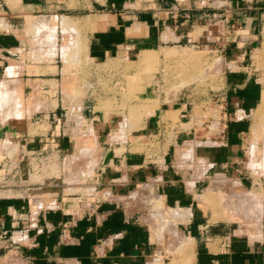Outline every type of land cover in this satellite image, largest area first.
<instances>
[{
    "label": "rangeland",
    "instance_id": "rangeland-1",
    "mask_svg": "<svg viewBox=\"0 0 264 264\" xmlns=\"http://www.w3.org/2000/svg\"><path fill=\"white\" fill-rule=\"evenodd\" d=\"M81 1L87 2L0 0V37L8 39L4 43L8 46L0 44V48L10 52L5 60L0 58V70L5 75L13 63L18 66L12 67L14 77H10L12 99L16 98L15 108L23 106L16 109L21 118L14 111L9 120L0 108V198L20 202L44 197L50 202L62 197L91 199L93 186H106L101 172L107 169L109 156L116 170L126 171L122 176L117 173L113 186L127 181L128 165L148 172L133 186H161L160 179L150 174L171 162L186 186H207L197 194V210L210 215V224L218 226L226 244L263 240L264 23L258 29L239 25L223 29L197 17L189 23L188 46L158 48L159 27L154 25L158 17L151 13L137 18L122 12L144 7L154 12L160 0H125L126 5L114 0V8L108 10L111 15L96 13L106 8L96 5L93 16ZM195 2L207 6L209 1ZM33 23L38 28H31ZM54 26L56 30H50ZM171 39L175 38L163 36L165 42ZM222 39L248 44L237 46L229 62L223 59L221 47H213ZM228 75L240 77L239 88L258 92L254 106L241 115L244 124L231 147L222 142L230 119L236 117L228 112L222 95ZM49 115L57 118L49 121ZM146 132L151 136L143 138ZM58 137L66 143L52 140ZM224 145L232 158L221 167L218 150ZM79 147L89 150V157L78 166L72 156L79 154ZM93 147L97 153L90 157ZM159 198L146 190L141 202L136 197L130 207L149 228L153 251L146 263L190 264L192 241L180 244L169 236L181 231L180 237L187 239L178 224L187 222L191 213L183 207H168Z\"/></svg>",
    "mask_w": 264,
    "mask_h": 264
},
{
    "label": "crops",
    "instance_id": "crops-1",
    "mask_svg": "<svg viewBox=\"0 0 264 264\" xmlns=\"http://www.w3.org/2000/svg\"><path fill=\"white\" fill-rule=\"evenodd\" d=\"M208 1H217L221 6H216V2L196 6L195 0H160L161 3L155 6L154 12H149L144 7V10L137 12L123 10L122 14L142 18L141 16L152 13L154 17H158L154 20V25L159 27L155 34L158 48L188 46L191 42L187 39L191 34L189 23L197 17L204 22L209 19V22L223 29L230 25L258 29L264 23L262 0ZM81 2L88 5L89 16H93V7L96 5L106 7L104 12L96 11L105 15H111L108 10L114 8V0ZM123 2L126 5L127 1ZM31 6L35 7V4ZM127 7L123 5V9ZM167 34L175 39L165 42L163 36ZM228 41L222 39L213 44V47H221L220 50L225 55L223 59L232 62V58L236 56V47H243L248 43L237 42L234 45ZM6 42L7 37H0V44H3L1 46H8L4 44ZM5 55H10V52L0 48V58L3 56L5 60ZM3 77L0 70V80ZM239 78L225 76L226 85L222 93L228 112L237 117L230 119L227 137L222 141L229 147L236 142L243 127L241 115L254 106L252 100L258 94L257 90L247 92L239 88ZM56 118V115H49L48 120ZM152 132L155 133V129ZM145 134L148 133H144L143 138ZM52 140L66 143L59 137ZM227 146L218 150L221 167H225L232 158L230 150L227 152L225 149ZM114 161L112 156L106 158L107 169L102 170V175L99 174L106 186H93L95 189L93 188L91 199L62 197L50 202L49 197H44L42 201L20 202L0 198V264H147V255L153 251L149 228L138 212L130 208L134 206L136 197L141 202L146 190L152 191L153 196L160 197L166 206L183 207L191 213L187 222L178 224V227H182V233L193 243L189 250L190 264H264V228L261 241L241 239L226 244L218 226L210 224V215L197 210V194L207 186H186L179 179L178 170L171 162L164 169H157L150 174L160 179L161 186H133L142 176L145 178L148 172L141 170V167L135 170L129 165V169L126 168L129 172L127 181L120 186H113L115 178H118L117 173L122 176L126 172L124 169L116 170L113 167ZM35 206L41 208L35 210Z\"/></svg>",
    "mask_w": 264,
    "mask_h": 264
},
{
    "label": "bare ground",
    "instance_id": "bare-ground-1",
    "mask_svg": "<svg viewBox=\"0 0 264 264\" xmlns=\"http://www.w3.org/2000/svg\"><path fill=\"white\" fill-rule=\"evenodd\" d=\"M43 18H45V17H41V19H43ZM43 20H44L43 23H45V19H43ZM46 20H48V19H46ZM50 20H51V18H50ZM40 21H41V22H40ZM40 21H39V22L42 24V20H40ZM51 21H52V22H55V20H54V21L51 20ZM51 21H50V22H47V21H46V22H47V24L49 23V25H50V24H51ZM59 21H61V20H59ZM64 21H65V22H66V21L68 22V19H66V20H64ZM62 22H63V20H62ZM62 22H61V23H62ZM69 22H70V21H69ZM54 24H55V23H54ZM54 24H53V25H54ZM63 24H64V23H63ZM70 24H71V22H70ZM3 25H4V24H3ZM3 25H2V26H3ZM51 25H52V24H51ZM51 25H50V26H51ZM66 25L69 26V23H66ZM71 25H74V24H71ZM4 26H6V25H4ZM32 26H33V28H35V27L38 28V23H37L36 26H35L34 23H33V24H31V28H32ZM44 26H45V25H44ZM42 27H43V24H42ZM42 27H40V28L42 29ZM52 27H53V26H51L50 28H52ZM56 27H57V26H56ZM61 27L63 28L64 25H61ZM72 27H73V26H72ZM72 27H71V28H72ZM43 28H45V27H43ZM46 28H47V26H46ZM50 28H48V29H50ZM73 28H74V27H73ZM73 28H72L71 30H74ZM35 29H36V28H35ZM41 29H40V31H41ZM54 29L56 30L55 26H54L53 29H50V30L55 31ZM64 29H65V31H66V30H67V27H65ZM64 29H62V30H64ZM68 29H70V28H68ZM50 30H49V31H50ZM38 31H39V29H38ZM53 31H52V32H53ZM39 33H40V32H39ZM39 33H38V34H39ZM50 33H51V31H50ZM36 34H37V33H36ZM40 34H42V33H40ZM53 34H54V32H53ZM44 35H45V32H44ZM41 36H43V34L40 35V37H41ZM40 37H37V40H38V38H40ZM46 37L48 38L47 34H46ZM46 37H45V38H46ZM53 37H54V36H53ZM42 38H44V37H42ZM49 38L52 39L51 36H50V34H49ZM49 38H48V39H49ZM54 38H55V37H54ZM54 38H53V39H54ZM55 40H56V39H55ZM65 40H66V39H65ZM40 41H41V40H40ZM43 41H44V40H43ZM43 41H42V42H43ZM36 42H37V41H36ZM45 42H46V41H45ZM48 42H49V40H48ZM48 42H47V44H48ZM39 43H41V42H39ZM49 43H51V42H49ZM41 44H43V43H41ZM64 44H65V43H64ZM73 44H74V43H73ZM51 45H52V44H51ZM77 45H78V44H77ZM52 46H54V45H52ZM64 47H65V46H64ZM74 48H75V47H74ZM54 49H55V48H54ZM63 50H65V49H63ZM74 50H75V49H74ZM74 50H73V51H74ZM50 51H51V50H50ZM50 51H49V52H50ZM54 51H56V49H55ZM61 51H62V50H61ZM85 51H86V50H85ZM51 52H53V51H51ZM65 52H66V51H65ZM65 52H64V53H65ZM53 53H54V52H53ZM53 53H52V54H53ZM86 53H87V52H86ZM67 54H68V53H67ZM67 54H65V55H67ZM61 56H62V58H63L64 55L62 54ZM65 57H67V56H64V59H65ZM84 57H85V56H84ZM71 58H72V57H71ZM71 58H70V59H71ZM66 59H67V58H66ZM88 59H89V58H88ZM143 59H144V58H143ZM74 60H75V59H74ZM76 61H77V60H76ZM84 61H85V60H84ZM70 62H71V61H70ZM13 64H14V63H13ZM13 64H12V66H11L10 68H12V67L14 68V66H15V67H18V66H16V65L13 66ZM10 68H9V69H6V71H5V75H4V77H3V79H2V81H1V83H0V108H1L2 116L4 117V115H5L6 119L8 118L7 120H9V118H10L11 115L13 114L12 112H14V111H15V112H14L13 115H15V116H20V113H19V115H16V114H18V112H16V109H19V108H15V105H14V103H16V102H15V101H16V98H15L14 100L12 99V96H13V95H12V94H13V89H12L11 87H13V85L11 86V84H13V83H12L11 81H12L13 79L10 80V77H11V75L13 76L14 73L12 72V71H13V68H12V70H11ZM16 70H18V69H16ZM15 72H17V71H15ZM16 74L18 75L19 73H15V75H16ZM13 77H14V76H13ZM14 90H16V89H14ZM14 97H15V96H14ZM17 99H20V98L17 97ZM11 100L13 101L12 104H10V103H11ZM17 102H19L20 104H19V106H18V103H17L16 107H20V105L22 104L21 101H18V100H17ZM37 103H38V104H37ZM13 105H14V107H13ZM33 105H34V103H33ZM36 105H39V101H38V102L36 101ZM21 107H23V106L21 105ZM21 107H20L19 110H21ZM17 111H18V110H17ZM19 112H20V111H19ZM11 113H12V114H11ZM22 113H24V109H23V111H21V114H22ZM13 115H12V116H13ZM9 116H10V117H9ZM22 116H23V115H22ZM13 118H14V117H13ZM18 118H19V117H17V119H18ZM20 118H21V116H20ZM20 118H19V119H20ZM3 119H4V118H3ZM19 119H18V122L20 121ZM5 121H6V120H5ZM114 139H115V137H114ZM9 141L11 142V140H7V142L5 141V142L7 143V145H8V143L10 144ZM114 141H115V140H114ZM6 143H5V144H6ZM84 144H85V143H84ZM4 146H5V145H4ZM8 146H10V145H8ZM92 146H93V145H92ZM95 146H96V145H95ZM11 147H12V146H11ZM3 148H4V147H3ZM93 148H95V147H93ZM96 148H97V147H96ZM96 148H95V151H93V149H92V151H90V157L92 156V154H93V155H94V154L96 155V153H97ZM6 149H10V148L8 147V148H6ZM6 149L4 148L3 150H6ZM79 149H80V147H79ZM81 149H82V148H81ZM81 149H80V151L77 150V152H78L79 154H77V155H74V154H73V156H72V157H73V160H72V161H73L74 163H77L78 166H79V164H80V163H79L80 160H82V159L86 160V159L89 157V155H88V151H89V150H86V149H82V150H81ZM12 150H13V148H12ZM99 150H100V149H99ZM10 152H11V151H10ZM10 152H9V153H10ZM93 152H94V153H93ZM98 152H99V151H98ZM75 154H76V153H75ZM98 155H99V154H98ZM72 157H70L69 159H72ZM95 157H96V156H95ZM69 159H68V160H69ZM90 159H92V158H90ZM96 159H97V158H96ZM69 161H70V160H69ZM69 161H68V162H69ZM72 161H71V162H72ZM86 161H87V160H86ZM96 161H97V160H95V162H96ZM80 162H81V161H80ZM89 162H90V161H89ZM78 163H79V164H78ZM81 163H82V165H83V161H82ZM84 164H85V163H84ZM88 164H89V163H88ZM91 164H92V163H91ZM80 165H81V164H80ZM85 165H86V164H85ZM89 165H90V164H89ZM89 165H87V166L89 167ZM93 165H94V164H93ZM71 166H73V165H71ZM78 166H77V167H78ZM69 167H70V166H69ZM80 167H81V166H80ZM90 167H91V166H90ZM90 167H89V168H90ZM79 169H80V168H79ZM81 169H82V168H81ZM84 169H85V168H84ZM77 170H78V169H77ZM89 170H90V169H89ZM89 170H88V171H89ZM91 170H92V169H91ZM71 171H72V170H71ZM79 171H80V170H79ZM79 171H78V172H79ZM76 172H77V171H76ZM84 172H85V171H83L82 173H84ZM73 173H74V171H73ZM79 173H80V172H79ZM85 173H86V172H85ZM74 174H75V173H74ZM75 175H76V174H75ZM82 175H84V174H82ZM76 176H77V175H76ZM78 177H79V176H78ZM84 177H85V175H84L82 178H84ZM79 179H80V178H79ZM250 195H251V194H250ZM151 197H152V196H151ZM154 199H155V197L153 198V201H154ZM159 199H160V198H159ZM152 203H153V202H152ZM154 205H155V204H154ZM172 210H173V209L170 210V208H169V213H170V211L173 212ZM157 211H158V210H157ZM157 211H156V213H158ZM167 211H168V210H167ZM165 214H166V213H165ZM176 214H178V213H176ZM170 215H171V214H170ZM154 217H155V216H154ZM157 217H158V215H157ZM157 217H156V218H157ZM167 217H168V214H167ZM178 217H180V216H178ZM183 217H184V216H183ZM244 217H245V216H244ZM156 218H155V219H156ZM158 218H159V217H158ZM166 219H167V218H166ZM164 220H165V219H164ZM174 220H176V218H175ZM180 220H182V218H180ZM160 221H161V220H160ZM165 221H166V220H165ZM177 221H178V219H177L175 222H177ZM156 222H157V221H156ZM156 222H155V223H156ZM168 222H169V221H168ZM157 223H158V222H157ZM157 223H156L155 225H157ZM159 223H160V222H159ZM165 225H166V224H165ZM163 226H164V224H163ZM166 227H167V225H166ZM161 228H163V227H161ZM158 229H159V228H158ZM156 230H157V228H156ZM153 231H155V230H154V227H153ZM158 231H159V230H158ZM180 233H181V231H180ZM180 233H179V234H180ZM172 234H174V237H172V235L170 234V236H169L170 239H173V238H174V239L178 240V242L180 241V242H179L180 244L185 243L186 241L189 242V239H182V238L180 237V235L178 234V232H174V233H172ZM154 237H155V236H154ZM156 237H157V236H156ZM155 240H156V239H155ZM158 240H159V238H158ZM158 240H156V242H157ZM181 242H182V243H181ZM186 243H187V242H186ZM185 246H186V245H185ZM181 247L183 248L184 246H181ZM181 247L178 248V249H181ZM169 248H170V247H169Z\"/></svg>",
    "mask_w": 264,
    "mask_h": 264
}]
</instances>
